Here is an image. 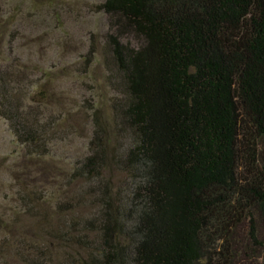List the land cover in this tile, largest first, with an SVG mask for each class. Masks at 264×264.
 <instances>
[{
	"label": "trees",
	"instance_id": "trees-1",
	"mask_svg": "<svg viewBox=\"0 0 264 264\" xmlns=\"http://www.w3.org/2000/svg\"><path fill=\"white\" fill-rule=\"evenodd\" d=\"M95 8L112 32L86 62L101 56L111 95L87 108V154L18 197L29 234L14 230L0 264H264V0ZM12 71L0 62V119L43 160L71 114L56 101L58 129L41 123L48 84L26 108Z\"/></svg>",
	"mask_w": 264,
	"mask_h": 264
},
{
	"label": "rangeland",
	"instance_id": "rangeland-1",
	"mask_svg": "<svg viewBox=\"0 0 264 264\" xmlns=\"http://www.w3.org/2000/svg\"><path fill=\"white\" fill-rule=\"evenodd\" d=\"M103 1L0 0V62L15 70L13 76L24 72V80L17 87L24 106L36 108L26 99L33 89L48 84L46 90L53 105L47 110H38L41 123L47 121L58 129L61 108L56 101H60L70 112L69 123L73 125L61 127L64 132L51 141L48 158L37 160L25 156L8 122L0 119V247L11 237L29 234L28 223L16 227L12 224L22 191L36 192L39 196L52 176L53 180L58 179L57 173L51 171H67L70 163L87 154L92 117V111L87 108L106 105L111 95L101 56L95 55L90 65L86 62L90 58L89 49L93 45L101 47L105 35L112 32L106 16L95 8ZM14 30L17 37L9 52V35ZM122 42L137 44L132 37ZM25 242L22 238L18 243L23 247ZM17 246L14 243L11 249Z\"/></svg>",
	"mask_w": 264,
	"mask_h": 264
}]
</instances>
